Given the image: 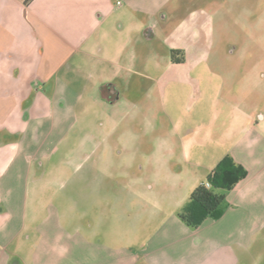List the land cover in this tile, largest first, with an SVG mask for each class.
<instances>
[{"label": "crops", "instance_id": "0c3cea01", "mask_svg": "<svg viewBox=\"0 0 264 264\" xmlns=\"http://www.w3.org/2000/svg\"><path fill=\"white\" fill-rule=\"evenodd\" d=\"M190 4L0 0V264H240L237 250L248 248L264 228V112L244 108L248 103L239 98V114L220 128L217 106L232 104L212 94L214 114L208 121L197 117L209 98L200 71L217 68L216 7ZM173 49L183 51V62L172 61ZM152 67L182 74L154 79L159 88L188 85L194 94L185 111L200 120L188 124L185 113L169 130L152 129L158 142L147 146L148 153L164 157L155 175L145 178L132 141L138 134L120 125L137 105L148 122L160 120L133 97L136 91L147 95ZM209 144L221 150L213 159L205 155ZM227 155L245 167L246 177L227 191L220 218L187 226L179 212ZM163 167L165 178L159 176ZM72 181L79 184L73 195L79 215L60 212L54 196H42L44 186ZM114 183L139 196L144 193L137 186L174 184L171 208L142 195L144 212L120 213L129 219L131 239L122 243L99 230L82 206L86 186L94 185L90 201L100 209L105 186ZM116 189L119 201L123 193ZM43 201L48 212H41Z\"/></svg>", "mask_w": 264, "mask_h": 264}, {"label": "rangeland", "instance_id": "374dc122", "mask_svg": "<svg viewBox=\"0 0 264 264\" xmlns=\"http://www.w3.org/2000/svg\"><path fill=\"white\" fill-rule=\"evenodd\" d=\"M241 1V2H240ZM191 8L195 6L208 7L210 5L215 7H221V11L216 15L215 19L217 22V32L221 37V41H216L213 44V47L216 51L217 68L208 69L206 67L204 70H201V76H203L205 81V90H207V99L206 105H201V110L199 111V118L203 121H208L213 115V106H211V95L221 96L228 98L231 102V106H226L221 103L217 106V114L219 115V121L217 122L220 128L229 123V116L239 114V109L242 104H239V98H242L243 101L247 102L246 109H251L253 106H258L261 113L264 112V0H190ZM227 2L230 4L229 7L226 5ZM182 13H187L188 9H180ZM199 12V11H198ZM184 14V15H185ZM191 16V13H189ZM198 14V13H197ZM203 17L204 15H197ZM219 20L217 21V19ZM195 23V20L193 21ZM192 22V23H193ZM196 24V23H195ZM192 25L185 26L182 32H187V29ZM216 38H218L216 36ZM170 41V40H169ZM163 45L161 46V48ZM234 51V52H231ZM221 54V55H220ZM222 56V58H221ZM205 64V63H204ZM203 64V65H204ZM222 65V66H221ZM237 72H233L234 70ZM233 70V71H232ZM162 73V72H161ZM156 73L154 67L150 68L147 71L150 81V89L146 90V96L144 95V90L142 94L136 91L133 95L137 102L142 101V104H145L146 110L149 108L151 116L158 117L160 120H154L148 122L147 118L145 119L144 113L139 109V106H135L132 114L128 115L125 122L120 125V129H126L127 127L133 129L137 132L138 136L133 137L132 141L137 148L136 160L139 164L138 172L142 173L145 178L152 177L155 175V166L156 162L162 161L164 155L149 154L148 147L149 145H156V137L152 133L153 128L158 130H169L172 125L178 123V119L186 113L188 117V124L196 126L199 123L200 119H197L194 114L187 113L185 111L188 103V98H191V95L194 94L191 91L190 87L186 84L180 82H171L159 88L157 81L154 79L159 77V75L166 76L167 78L179 77L182 74L176 70H167L162 73ZM138 79H142L139 75H136ZM144 80V78H143ZM157 84V85H156ZM149 85V84H148ZM148 91V92H147ZM148 96V97H147ZM222 97V96H221ZM144 106V105H143ZM240 107V108H239ZM166 109L164 114L163 109ZM190 109V108H189ZM198 113V109H196ZM224 129V128H223ZM216 139V137H215ZM209 154L205 153L206 157L209 155L210 159H213L221 151L216 144H209ZM140 164L144 165V168H141ZM137 169V170H138ZM131 171V169H130ZM151 171V172H150ZM152 173V174H151ZM159 176L161 178L167 177L166 169L163 167L160 170ZM78 181L66 182L59 185H50L44 186L46 192L43 193V198L46 199L52 198L54 196V201L51 200V203L55 204V207L63 212L65 209L70 212L81 213L80 206L78 201L74 200L75 190L79 192ZM148 182V180H147ZM107 187H110L111 191L107 190ZM114 192L117 191L119 187V193H123V197L117 201V197ZM136 187V186H135ZM141 187V190L146 198H151L153 203L155 200H159L164 204L165 208H171V198L175 195L176 186L174 184L166 183H155ZM128 186L123 185L122 183L117 186L114 183L105 186L102 197V206L100 209L93 208L92 202L90 201L92 197V192L94 185L86 186V202L82 203V206L87 207L88 212H91L92 219L97 223L101 224L99 230L104 234H110L118 236L122 243L128 242L129 237L127 238V231L129 230V219L122 218L120 216L121 212H127L131 208L138 209L134 212H144V208H139V201H143L142 195H135L132 187V191L127 190ZM182 188H179L180 190ZM140 190V191H141ZM139 191V192H140ZM194 191V190H193ZM133 195H135V203L132 205ZM104 197H106L104 199ZM108 199V200H106ZM130 201V202H129ZM189 202V200H188ZM187 202V203H188ZM44 203L45 207H41V212H48L47 206L48 202ZM86 203V204H85ZM130 204V205H129ZM173 208V207H172ZM117 212V213H116ZM181 212V211H180ZM179 212V213H180ZM108 216V220L105 218ZM112 220L111 227L109 222ZM131 231V230H130ZM138 241L142 240V235ZM240 257V264H264V228L261 232L253 238L251 244L248 248L238 249Z\"/></svg>", "mask_w": 264, "mask_h": 264}, {"label": "trees", "instance_id": "16d2710c", "mask_svg": "<svg viewBox=\"0 0 264 264\" xmlns=\"http://www.w3.org/2000/svg\"><path fill=\"white\" fill-rule=\"evenodd\" d=\"M171 58L177 63L185 60L182 50H172ZM246 175L247 170L242 164L231 155L225 156L207 180L194 189L179 218L191 228H198L208 218H220L224 212L227 191L235 188Z\"/></svg>", "mask_w": 264, "mask_h": 264}, {"label": "flooded vegetation", "instance_id": "af4514ba", "mask_svg": "<svg viewBox=\"0 0 264 264\" xmlns=\"http://www.w3.org/2000/svg\"><path fill=\"white\" fill-rule=\"evenodd\" d=\"M240 2H241V1H240ZM226 5L229 7L230 4L227 2ZM220 11H221V7H220V6H219V7L217 6L216 9H215V16L218 15V14L220 13ZM215 18H216V17H215ZM215 20H216V19H215ZM218 20H219V18L217 19V21H218ZM216 26H217V22H216ZM216 31H217V27H216ZM216 36H217L218 38H216L215 42H216V41H218V42L221 41V37L218 35V32H217V35H216ZM173 50H174V49H173ZM175 50H178V49H175ZM231 52H234V51H231Z\"/></svg>", "mask_w": 264, "mask_h": 264}]
</instances>
